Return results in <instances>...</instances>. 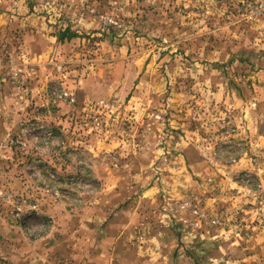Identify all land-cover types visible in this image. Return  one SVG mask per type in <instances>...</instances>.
Segmentation results:
<instances>
[{
    "label": "rangeland",
    "instance_id": "obj_1",
    "mask_svg": "<svg viewBox=\"0 0 264 264\" xmlns=\"http://www.w3.org/2000/svg\"><path fill=\"white\" fill-rule=\"evenodd\" d=\"M205 261L264 264V0H0V264Z\"/></svg>",
    "mask_w": 264,
    "mask_h": 264
},
{
    "label": "crops",
    "instance_id": "obj_2",
    "mask_svg": "<svg viewBox=\"0 0 264 264\" xmlns=\"http://www.w3.org/2000/svg\"><path fill=\"white\" fill-rule=\"evenodd\" d=\"M123 213H119V216H117L115 214V217L110 220V231L107 233L108 240L110 241V243L113 244V247L116 251V253H114V255H119V256H129L130 254H137L138 255V250L136 249V247L133 248L132 243H135L134 239V233L135 230L139 229V223L138 222H134V221H127L126 219L120 221L117 224V220L122 219ZM151 218V217H149ZM111 219V218H110ZM148 225V224H147ZM149 225H151V222H149ZM148 225V226H149ZM123 228V229H121ZM182 230V228H174V230H170L167 231L165 233V237L167 239V243H169L170 241H173V244L175 245V240H182L185 244H190V243H203L204 242L207 244H209V248L210 247H214V250L212 252V254L210 255V257L213 259L214 256L217 254L219 247L215 246V242L216 240H218L216 238V233H214V235H211L210 232H204L203 230L200 231L199 233L193 232L195 230L192 229H188L187 227L183 226V233L182 234H177V230ZM133 231V232H132ZM146 232V240L149 241V243H151L150 248H148V252L150 253H154L155 249H159L160 244L158 243H164L163 241H165L164 237V233L162 232H150V231H145ZM221 233H219L220 235ZM163 236V237H162ZM228 236V235H227ZM160 239H162V242H159ZM229 237H226V241H231L228 240ZM250 240V239H249ZM172 243V242H171ZM227 243V242H226ZM111 254V252L106 253V255ZM158 253L156 252V255ZM112 255V254H111ZM206 264H217L216 262H208L205 261ZM234 264V263H231ZM235 264H239V263H235Z\"/></svg>",
    "mask_w": 264,
    "mask_h": 264
},
{
    "label": "trees",
    "instance_id": "obj_3",
    "mask_svg": "<svg viewBox=\"0 0 264 264\" xmlns=\"http://www.w3.org/2000/svg\"><path fill=\"white\" fill-rule=\"evenodd\" d=\"M74 37H76V33L73 32L70 28L60 32L59 34V39L61 41H64L66 39H73Z\"/></svg>",
    "mask_w": 264,
    "mask_h": 264
},
{
    "label": "built area",
    "instance_id": "obj_4",
    "mask_svg": "<svg viewBox=\"0 0 264 264\" xmlns=\"http://www.w3.org/2000/svg\"><path fill=\"white\" fill-rule=\"evenodd\" d=\"M192 212H193L196 216L198 215L199 217H203V216H201V213H200V211H199L198 208H197V209L194 208V209L192 210ZM204 218H205V217H204ZM216 222H219V221H216Z\"/></svg>",
    "mask_w": 264,
    "mask_h": 264
}]
</instances>
